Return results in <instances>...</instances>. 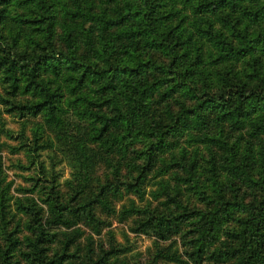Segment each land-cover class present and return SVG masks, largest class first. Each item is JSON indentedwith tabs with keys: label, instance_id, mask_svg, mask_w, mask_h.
Segmentation results:
<instances>
[{
	"label": "trees",
	"instance_id": "1",
	"mask_svg": "<svg viewBox=\"0 0 264 264\" xmlns=\"http://www.w3.org/2000/svg\"><path fill=\"white\" fill-rule=\"evenodd\" d=\"M62 77L87 107L72 127L53 84ZM0 103L23 118L0 132L41 175L47 127L80 168L71 196L52 182L47 209L17 205L23 237L8 227L21 216L0 177V264H19L18 251L33 264H109L128 249L114 230L107 249L81 226L62 229L83 222L100 234L111 225L100 207L154 237L136 264H264V0H0ZM99 163L113 167L104 179ZM173 177L195 198L173 193Z\"/></svg>",
	"mask_w": 264,
	"mask_h": 264
},
{
	"label": "rangeland",
	"instance_id": "2",
	"mask_svg": "<svg viewBox=\"0 0 264 264\" xmlns=\"http://www.w3.org/2000/svg\"><path fill=\"white\" fill-rule=\"evenodd\" d=\"M68 75L67 72H65L64 76ZM58 82L61 84L60 90L64 93L63 95V101L61 103L62 111L61 114L66 120V124L69 127H72L73 124L78 121L82 120L85 121L84 116L81 115V111L84 108H87L86 106H80L78 107L77 103L73 102L72 100L78 98L79 93L71 94L69 92V89H67V83L70 82V80H65L64 77H62L59 81H54V85L56 86ZM67 97H71L70 99H67ZM7 108L5 105L0 103V124L2 121H5V123L8 126H11L12 128L19 129L21 126V122L23 118L19 117L18 115H13L7 112L5 109ZM42 115L38 116L37 118L29 117V123L27 124V130L28 133H32L31 129H29L31 126L34 125L35 121H42ZM27 120V119H26ZM45 134L50 135V139L53 140L52 144H50L46 148L40 149V161H42L43 164V170L42 175L38 170V164L37 163H31L29 164L30 160L29 157L26 155L24 150H19L18 152H13L11 148L9 147V144H16L19 142V139L9 138L5 134L0 132V177L4 179V183L11 182L10 188L7 192V195L10 196V201L12 204V208L16 213H18V216H21V219H18L16 217L12 223H9V228H15L17 230L16 234L20 235V237H23L24 234L28 231L26 228V221L28 220V215L22 213L19 209H17V205L20 202L28 203L32 199L36 200L37 205H43L46 209L48 208L47 202H42L40 199L43 196H46L48 192H45L46 188H43V186H49V184L57 183L56 188L59 190V194L62 197L71 196L72 193L76 192L77 187L79 186V178L75 175V172L79 171L80 168L78 167L77 163L74 161L73 157L70 155L69 148L64 146L60 143V139L56 137L54 131H50V129L47 127L45 128ZM187 135L181 137L180 141L182 143H185V138ZM208 149L206 146L201 145L200 153H207ZM20 162V163H19ZM26 164L27 166H22V163ZM113 167L106 166L103 163H99L98 165H95L94 170L96 171V174L98 178L104 179L105 176H107L111 171ZM54 174V175H53ZM154 174V172L152 173ZM52 176H54L55 179L51 181ZM167 176V175H166ZM38 177H41L38 179ZM151 186L150 188H156L158 186L157 183H155V180H158L160 176L151 177ZM166 178V177H164ZM96 180L93 181V184H95ZM171 186L173 187V193H180L186 192L190 193L191 191L187 190V184L186 183H179V181L173 177L170 180ZM79 188V187H78ZM180 188V189H179ZM182 195V194H181ZM184 198L187 197V194L183 195ZM191 196L194 197V194L191 192ZM148 197H152V195H148ZM165 198L164 195L160 197V199ZM195 198V197H194ZM128 199V195L124 196V199H112V204L116 205L117 208L120 207L121 202ZM160 199H155V203H157ZM9 201V202H10ZM97 212L104 218L110 220L111 225L108 227H105L100 234L92 232L91 228L87 225H85L83 222L76 224L73 227H64L62 229L70 230L76 226H81L84 230H86V234L92 233L94 238L96 240H100L103 242V245L109 249L110 247V241L107 236V230H114L115 239L118 242V244H123L128 247L127 251L125 252H116L114 255L110 257V263L109 264H123V258H126L129 260V262L136 264L139 260L141 262H145L151 258V251L154 250V237L151 236L148 233L144 232H136L131 229V226L134 224V217L129 216L127 219H120L118 217L117 213H107L102 210V207L98 208ZM48 215V211H47ZM21 220V221H20ZM81 237V242L86 243V237ZM60 235L57 238V241L51 246V250L54 252L56 249H60ZM176 238V237H175ZM1 242L4 243V240L1 238ZM179 241V239H177ZM25 243V241H23ZM162 242L163 244L168 243ZM22 243V242H21ZM21 243L19 246H21ZM96 243V242H95ZM176 243V242H175ZM96 246H99V243H96ZM73 248V246H72ZM76 248V247H75ZM74 250V249H73ZM99 250V249H98ZM81 251V250H79ZM78 251V252H79ZM18 258H19V264H33L28 258H26L25 255H22L21 251H18ZM185 258H188L187 255H184ZM79 261V259H78ZM31 262V263H30ZM165 264H177L170 262L169 260H162ZM184 264H195L193 262L184 263Z\"/></svg>",
	"mask_w": 264,
	"mask_h": 264
}]
</instances>
